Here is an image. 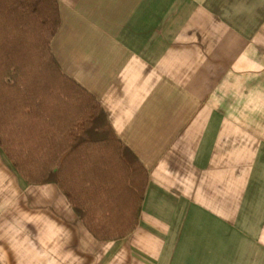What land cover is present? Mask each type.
<instances>
[{
	"label": "crops",
	"instance_id": "crops-1",
	"mask_svg": "<svg viewBox=\"0 0 264 264\" xmlns=\"http://www.w3.org/2000/svg\"><path fill=\"white\" fill-rule=\"evenodd\" d=\"M50 49L148 173L97 241L0 148V264H264V0H56Z\"/></svg>",
	"mask_w": 264,
	"mask_h": 264
},
{
	"label": "trees",
	"instance_id": "trees-1",
	"mask_svg": "<svg viewBox=\"0 0 264 264\" xmlns=\"http://www.w3.org/2000/svg\"><path fill=\"white\" fill-rule=\"evenodd\" d=\"M56 0H0V148L28 184H55L97 241L138 225L148 173L50 42Z\"/></svg>",
	"mask_w": 264,
	"mask_h": 264
},
{
	"label": "rangeland",
	"instance_id": "rangeland-1",
	"mask_svg": "<svg viewBox=\"0 0 264 264\" xmlns=\"http://www.w3.org/2000/svg\"><path fill=\"white\" fill-rule=\"evenodd\" d=\"M28 184V183H27ZM46 184V183H45ZM53 184V183H52ZM29 185H42V184H29ZM64 196V195H63ZM64 198H65V196H64ZM66 199V198H65ZM66 201H67V199H66ZM68 202V201H67ZM68 204H69V202H68ZM70 205V204H69ZM71 207V206H70ZM72 209V208H71ZM73 211V210H72ZM74 212V211H73ZM76 215V214H75ZM77 216V215H76ZM79 219V218H78ZM80 221V220H79ZM81 222V221H80ZM82 223V222H81ZM86 229V228H85ZM129 235V234H128ZM127 235V236H128ZM93 237V236H92ZM94 238V237H93ZM96 240V239H95Z\"/></svg>",
	"mask_w": 264,
	"mask_h": 264
}]
</instances>
